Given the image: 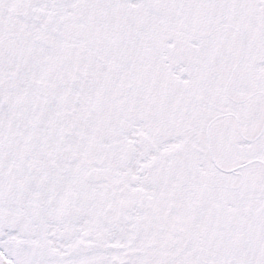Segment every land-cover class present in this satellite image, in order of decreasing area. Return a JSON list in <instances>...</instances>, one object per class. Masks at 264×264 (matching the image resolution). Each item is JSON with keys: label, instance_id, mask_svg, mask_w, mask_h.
Returning <instances> with one entry per match:
<instances>
[{"label": "snow or ice", "instance_id": "6c2138e0", "mask_svg": "<svg viewBox=\"0 0 264 264\" xmlns=\"http://www.w3.org/2000/svg\"><path fill=\"white\" fill-rule=\"evenodd\" d=\"M0 264H264V0H0Z\"/></svg>", "mask_w": 264, "mask_h": 264}]
</instances>
